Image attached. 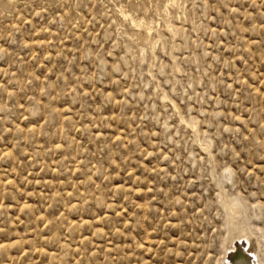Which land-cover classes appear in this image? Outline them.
<instances>
[{
  "label": "rangeland",
  "instance_id": "rangeland-1",
  "mask_svg": "<svg viewBox=\"0 0 264 264\" xmlns=\"http://www.w3.org/2000/svg\"><path fill=\"white\" fill-rule=\"evenodd\" d=\"M248 240L264 264V0H0V264Z\"/></svg>",
  "mask_w": 264,
  "mask_h": 264
},
{
  "label": "bare ground",
  "instance_id": "bare-ground-1",
  "mask_svg": "<svg viewBox=\"0 0 264 264\" xmlns=\"http://www.w3.org/2000/svg\"><path fill=\"white\" fill-rule=\"evenodd\" d=\"M136 21V20H135ZM133 23H134V21H133ZM140 23H142V22H140ZM139 23V24H140ZM137 24V23H136ZM138 25V24H137ZM143 25V24H142ZM170 26V25H169ZM251 240V239H250ZM256 242V241H255ZM256 244L254 245V243H253V241L251 242V241H247V247H244V253L243 254H240V255H242V256H240L239 258H238V260L237 261H235V259H234V261H235V263H231L230 261H227V262H224L223 264H241V261H245V259H246V256H250V255H254L255 257H257L254 253H255V251H256ZM245 252H246V254H245ZM237 256H238V254H237ZM233 262V261H232ZM251 262V261H250ZM243 263V262H242ZM253 263H255V264H261L260 263V260H258V258H255V261L253 262ZM246 264H250L249 262L248 263H246Z\"/></svg>",
  "mask_w": 264,
  "mask_h": 264
}]
</instances>
